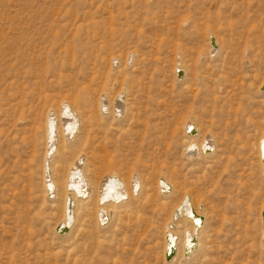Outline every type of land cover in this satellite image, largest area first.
<instances>
[{
  "label": "rangeland",
  "instance_id": "374dc122",
  "mask_svg": "<svg viewBox=\"0 0 264 264\" xmlns=\"http://www.w3.org/2000/svg\"><path fill=\"white\" fill-rule=\"evenodd\" d=\"M262 87L264 0H0V264H264ZM102 89L126 92L123 119L98 115ZM62 101L84 129L51 160L59 187L79 157L94 188L111 173L143 184L105 224L94 202L78 204L64 236L67 192L55 199L43 183L46 123ZM187 122L215 154H184ZM185 195L202 253L167 261Z\"/></svg>",
  "mask_w": 264,
  "mask_h": 264
},
{
  "label": "bare ground",
  "instance_id": "6f19581e",
  "mask_svg": "<svg viewBox=\"0 0 264 264\" xmlns=\"http://www.w3.org/2000/svg\"><path fill=\"white\" fill-rule=\"evenodd\" d=\"M210 41L212 42V45L210 46L211 53L215 51L218 46L213 37H210ZM113 59L117 60L118 66H120L121 63L117 57L111 58L110 65ZM127 61L128 57L125 59V64ZM175 70L179 75V81H183L185 74L181 68V65H176ZM95 80L96 77L93 76L89 81L94 82ZM68 86L70 85L68 84ZM262 88L264 89V87ZM121 93L122 91L117 92L116 96L111 100L105 89H102L98 97V115H109L112 118L123 119L126 114V92H124V97ZM101 97H104L105 99L101 100ZM52 113H54L53 116H50L48 123H46L48 135L46 140V152L44 155L45 177L43 183L47 196H52L57 199L60 196V192L62 193L63 190H66L65 192H67L68 199L65 200V204L66 202H68V204L65 206L63 219L60 221L58 227L55 230L56 234L64 236L67 232L71 231L75 224L76 219L74 212L78 204H83L85 207L84 201L89 203L94 202L95 206H98L96 209H93L94 212L92 214L95 218V222L97 225L99 223L105 224L108 221L110 222L112 216L107 207H123V205L131 202L133 198L140 195L143 189V184L140 181V178H138L136 175L134 178V175H131L129 182H127L123 177L117 175L116 173H111L105 175L98 187L94 188L93 184L90 182L84 172L85 162L81 159V157H79L75 164L68 171L64 187H59V185L51 176V160L54 154H56L58 151L60 141H73L77 134L84 129V125L80 114L70 102L62 101L60 103L59 112L56 114L54 111H52ZM60 116H62V118H60ZM190 128L191 131L189 130ZM184 134L189 140L186 148L183 151L188 158L193 156L200 157L215 154L216 146L209 136L200 142L197 141L198 137H200V131L193 123L187 122V124H185ZM257 150L259 157L258 159L260 161L259 163L264 168V164L262 162L264 157V137L259 139ZM169 189L172 188L165 180H159V192H161L163 195H166L170 193ZM193 207L194 206L192 205L190 197L185 195L182 202L172 215V223L168 225L165 236V256L167 261H176L181 256L184 259L187 257L188 259H191L201 256L202 245L200 243V231L202 228V221L201 216L196 214L194 210L195 208ZM98 218L99 222L97 220ZM182 219L184 220V224H187V226L190 224V227L182 225ZM173 222L175 224H173ZM64 227H67V231L63 234H60L58 229L60 230ZM178 229H183L182 238H180L177 234ZM262 235L263 239H261V247L263 244L262 242L264 241V230L261 231V236Z\"/></svg>",
  "mask_w": 264,
  "mask_h": 264
},
{
  "label": "water",
  "instance_id": "95a60500",
  "mask_svg": "<svg viewBox=\"0 0 264 264\" xmlns=\"http://www.w3.org/2000/svg\"><path fill=\"white\" fill-rule=\"evenodd\" d=\"M189 130L191 131V128H190ZM262 162H263V164H264V157H263ZM262 217H263V221H264V214L262 215ZM66 231H67V227L61 228L60 230L58 229V232H59L60 234H63V233L66 232ZM170 253H171V252H170ZM170 253H169V255H170Z\"/></svg>",
  "mask_w": 264,
  "mask_h": 264
}]
</instances>
